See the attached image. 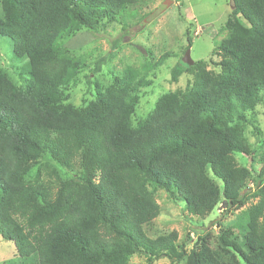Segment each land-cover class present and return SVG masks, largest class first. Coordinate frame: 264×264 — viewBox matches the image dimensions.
<instances>
[{
    "label": "trees",
    "instance_id": "trees-1",
    "mask_svg": "<svg viewBox=\"0 0 264 264\" xmlns=\"http://www.w3.org/2000/svg\"><path fill=\"white\" fill-rule=\"evenodd\" d=\"M142 3L1 0L0 36L12 42V66L0 68V236L29 264H130L135 254L145 264L161 257L223 264L202 239L186 251L174 230L146 234L160 213L154 190L162 189L200 219L218 205L245 207L237 235L220 228L218 242L242 264H264V153L253 174L234 157H256L243 129L259 133L253 108L264 95V0H230L226 35L208 59L171 69L172 81L185 69L192 81L160 96L144 118L132 122L140 90L167 53L123 67L107 85L87 79L93 98L75 107L69 91L90 67L64 40L105 22L124 30L142 18ZM99 70L94 63L91 72Z\"/></svg>",
    "mask_w": 264,
    "mask_h": 264
},
{
    "label": "rangeland",
    "instance_id": "rangeland-1",
    "mask_svg": "<svg viewBox=\"0 0 264 264\" xmlns=\"http://www.w3.org/2000/svg\"><path fill=\"white\" fill-rule=\"evenodd\" d=\"M0 0V15H1ZM231 10L230 0H143L137 11L142 14L141 19H134L126 28L122 29L117 23L105 22L98 31L81 29L64 40V44L73 55L83 56L89 63L90 69L78 74V83L69 91V101L75 107L83 101H89L91 86L87 83L96 80L102 85L112 81L113 75L123 67H140L146 61L156 60L164 53L168 56L165 62L148 74L150 85L140 90V98L132 116V122L144 118L153 108L160 96L167 92L184 89L188 81H192L193 72L184 70L177 81L170 77L171 69L179 66L181 57L187 46V31L191 37L190 57L194 60L208 59L214 44L225 35V21ZM12 42L6 36H0V68L11 73L10 61ZM214 61L219 58L211 57ZM100 63V70L93 74L91 68L94 63ZM184 64V63H183ZM21 65V64H20ZM186 65V64H185ZM14 75V74H13ZM15 77V75H14ZM254 125L259 129L255 134L252 127H244V137L256 157L235 153L236 161L246 166L253 174L260 166L258 158L264 153V95L255 106ZM61 175L68 173L55 165ZM247 189L252 188V180L247 182ZM154 197L160 206L159 215L144 226L149 237L169 231L177 232L179 248L188 251L199 239L209 244L216 257L223 264H242L238 253L229 247H221L218 242L219 229H231L237 235L241 210L222 211L221 206L213 208L206 218L200 219L187 213L182 201H174L162 190H154ZM218 222V224H217ZM240 239V238H239ZM130 264H145L142 255H133ZM0 264H29L25 259L16 256L12 241L0 236ZM154 264H183L170 263L166 257L154 261Z\"/></svg>",
    "mask_w": 264,
    "mask_h": 264
},
{
    "label": "water",
    "instance_id": "water-1",
    "mask_svg": "<svg viewBox=\"0 0 264 264\" xmlns=\"http://www.w3.org/2000/svg\"><path fill=\"white\" fill-rule=\"evenodd\" d=\"M181 62L184 64L191 66L194 63V60L190 57V49L189 47L185 49L182 57H181Z\"/></svg>",
    "mask_w": 264,
    "mask_h": 264
}]
</instances>
